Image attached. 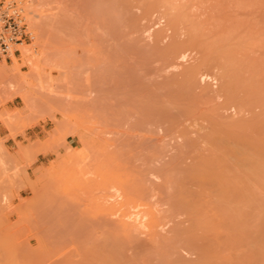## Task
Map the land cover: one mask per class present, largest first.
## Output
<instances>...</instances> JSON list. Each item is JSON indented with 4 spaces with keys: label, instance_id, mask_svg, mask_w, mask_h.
Wrapping results in <instances>:
<instances>
[{
    "label": "rangeland",
    "instance_id": "374dc122",
    "mask_svg": "<svg viewBox=\"0 0 264 264\" xmlns=\"http://www.w3.org/2000/svg\"><path fill=\"white\" fill-rule=\"evenodd\" d=\"M9 1L33 39L0 57V264H264V176L231 221L195 177L230 161L215 120L264 166V0Z\"/></svg>",
    "mask_w": 264,
    "mask_h": 264
},
{
    "label": "bare ground",
    "instance_id": "6f19581e",
    "mask_svg": "<svg viewBox=\"0 0 264 264\" xmlns=\"http://www.w3.org/2000/svg\"><path fill=\"white\" fill-rule=\"evenodd\" d=\"M32 10H34V9H32ZM31 10V11H32ZM35 11V10H34ZM37 11V10H36ZM28 12V11H27ZM26 16V15H25ZM30 19H32V18H30ZM34 21V20H33ZM34 22H36V21H34ZM33 22V23H34ZM39 23H40V26H41V22L39 21ZM38 23V24H39ZM37 24V25H38ZM37 25H35L36 27H37ZM30 27H31V25H30ZM31 28H33V27H31ZM40 28V27H39ZM41 29V28H40ZM36 31V30H35ZM40 32V31H39ZM42 36V35H41ZM41 36H37V37H41ZM36 37V36H35ZM35 39V38H34ZM39 39V38H38ZM36 40V41H39V40ZM43 39V38H42ZM34 40V41H35ZM36 44V43H35ZM38 44V43H37ZM39 44H41V43H39ZM21 45V44H20ZM23 45V44H22ZM32 47V45H30V44H26V45H24V46H22V48H21V53H20V59H22V60H26V62H28V65L32 68V70L34 71V69L36 70L35 72H37V71H39V68L41 67H39L38 68V66H39V62H40V59H39V57H38V52L35 50V49H32L31 47ZM21 47V46H20ZM39 47H41V45H39ZM41 48H43V47H41ZM40 49V48H39ZM217 49V48H216ZM216 49H215V51H216ZM221 49V48H220ZM220 49H219V51H220ZM223 49V48H222ZM226 49V48H225ZM208 50H209V48H208ZM212 50V49H211ZM34 51V52H33ZM40 51V50H39ZM42 51V50H41ZM41 51L39 52V53H41ZM226 51H224V53H225ZM209 53H212V51H210ZM208 53V54H209ZM217 53H219V52H217ZM207 54V55H208ZM228 54H229V52H228ZM13 55V54H12ZM37 55V56H36ZM212 55V54H211ZM211 55H209V57L208 56H206L205 58H204V60H203V62H204V64H206V65H213V59H212V57H210ZM214 55V54H213ZM212 55V56H213ZM220 56H222L223 54H219ZM227 56H229V55H227ZM13 57H14V60H17V57L16 56H14L13 55ZM222 57H224V55L222 56ZM229 58H231V56L229 57ZM13 60V59H12ZM221 60H223V59H221ZM230 60H232V59H230ZM219 61V60H218ZM220 62V61H219ZM223 63V62H222ZM1 64V63H0ZM41 65V64H40ZM214 66V65H213ZM222 66V65H221ZM223 66H224V63H223ZM222 66V67H223ZM236 66H237V64H236ZM235 66V67H236ZM225 67H226V65H225ZM228 67H230V66H228ZM238 67H239V65H238ZM219 69H220V67H218ZM224 68V67H223ZM233 68V67H232ZM241 68V70H242V67H240ZM38 69V70H37ZM195 69V68H194ZM238 69V68H237ZM237 69L236 70H234L235 72L237 71ZM221 70V69H220ZM224 71V74L223 73H221V74H223L224 76V79L222 80V86H221V88L224 90V91H221L222 92V94L224 93L225 95L224 96H226V98H227V100L229 101V102H231V103H233V104H235L238 108L240 107H243V106H245L246 105V103H244V101H243V96L241 97L240 95H241V92L242 91H238V90H241V87H237V89H236V86H235V82L236 81H234V79H233V77L236 75L235 73H231L232 72V70H230V71H227V69H223ZM240 70V71H241ZM4 69H3V67L2 66H0V78L3 76V74H4ZM233 71V72H234ZM239 70H238V72H240ZM242 72V71H241ZM240 72V73H241ZM220 74V73H219ZM232 75H234V76H232ZM239 75V74H238ZM241 76H242V74H241ZM220 77V76H219ZM221 77H222V75H221ZM237 78V77H236ZM220 88V89H221ZM245 88V87H244ZM236 91H238L239 93H240V95L238 94V92H236ZM247 92H245V94H246ZM262 94H264V93H262ZM261 95V94H260ZM260 95H258V96H260ZM240 96V97H239ZM244 97H246V95L244 96ZM248 98V97H247ZM242 99V100H241ZM245 100V99H244ZM260 100V99H259ZM228 101H226V102H228ZM257 101V100H256ZM225 102V103H226ZM262 102H264V101H262ZM230 103V104H231ZM245 104V105H244ZM249 104V103H248ZM235 106V107H236ZM248 106V105H247ZM218 116V115H217ZM211 117V116H210ZM208 118V117H207ZM207 120V119H206ZM234 121V120H233ZM256 121V120H255ZM254 121V122H255ZM235 122V121H234ZM210 123V122H209ZM211 123H212V121H211ZM213 123H214V121H213ZM212 123V124H213ZM216 123V124H215ZM215 123H214V125H216V126H214V125H212V131L211 132H209V136H210V138H208V139H229V140H231V139H235V140H232L233 141V144L234 145H232V147L228 150V151H226L225 152V155L227 154V156H228V158H227V156H225V155H223V152L221 153L222 154V158L225 156L227 159H229L230 161L228 162V163H224L225 161H223L222 162V164H223V166L222 167H220L219 169H221V170H206V172L205 171H203L204 170V168H200L198 171H197V173H196V175H195V177L197 178V182H198V184H199V186H200V183L202 184V182H203V184H206V183H208L209 185H211L212 186V188H214V191L213 192H215L216 193V196H214V197H216V201H217V203H218V205H217V207L220 205V207H222L221 208V210L220 211H225V218H228L229 219V221H231V219H232V215H233V212L235 211L236 213H240L241 214V208H242V211H243V208H245L246 209V207H244V205H246V204H248L249 203V201L250 200H252L253 199V195L252 196H249V194H252V193H249L248 191L250 190V188H249V186H251L250 185V183H248V182H253L252 180L254 179V178H261V177H259L258 175L260 174H262V176H264V166H262V165H260V163L257 161V159L256 158H254V157H256V153H253V152H251V151H248L247 152V150H246V148L248 149L249 147H245L244 145H246V146H248L247 144H249L248 143V141L247 142H245L244 140H241V139H250L248 136H246V134H244L243 132H244V130H245V127H246V125L245 124H243V123H241L242 124V126L244 127V130H243V132L242 131H239V132H237L238 131V129H237V127H236V131H235V126H238L237 124H240L239 122L238 123H233V124H231V125H229L230 123L228 122V124H227V126L225 125L224 127H222L221 126V124L218 122H216V120H215ZM218 124V125H217ZM220 124V125H219ZM240 124V125H241ZM255 124V123H254ZM254 124L252 125V127L254 126ZM248 125V124H247ZM257 125V124H256ZM258 125H259V122H258ZM218 126V127H217ZM250 126H248V128H249ZM260 127V126H259ZM232 128H234V129H232ZM247 128V129H248ZM251 128V127H250ZM239 129H241L240 127H239ZM242 130V129H241ZM252 130V129H251ZM256 130V129H255ZM247 131H250V130H247ZM253 131V130H252ZM240 132H242V133H240ZM212 133V134H211ZM254 133V132H253ZM259 133V132H258ZM211 134V135H210ZM231 141V142H232ZM249 141H251V140H249ZM251 143V142H250ZM232 143H230V145H231ZM250 145V144H249ZM220 146V145H219ZM218 146V147H219ZM243 146V147H242ZM245 147V148H244ZM258 147V146H257ZM251 149V148H250ZM250 149H248V150H250ZM253 149V148H252ZM251 149V150H252ZM255 150V149H254ZM254 150H252V151H254ZM258 150V149H257ZM260 150H258L257 152H259ZM249 152H251V153H249ZM219 155H220V153H218ZM252 154V155H251ZM253 155H255L254 157H253ZM257 155H259L258 153H257ZM220 157H221V155H220ZM225 157L223 158L224 160H225ZM211 158H209L208 160H210ZM223 159H221V160H223ZM226 159V161H228ZM212 160H215V159H213L212 158ZM218 160V159H217ZM220 160V161H221ZM205 161V160H204ZM220 161H219V163H220ZM210 163H211V161H209ZM209 162H206V163H208V165L210 164ZM203 163V162H202ZM216 163H217V161H216ZM219 163H217V164H219ZM214 165H215V162L213 163ZM216 164V165H217ZM221 164V165H222ZM212 165V164H211ZM216 165H215V167H216ZM202 166V165H201ZM220 166V165H219ZM218 166V167H219ZM194 167H196V166H194ZM201 169H203V170H201ZM196 171V170H195ZM218 171V172H217ZM220 171V172H219ZM224 173H222V172ZM225 171H227L226 173L227 174H225ZM188 174H191V172L190 173H188ZM192 175V174H191ZM258 176V177H254V176ZM189 177H188V179L190 178V175H188ZM250 176V181H248V179H247V177H249ZM253 178H252V177ZM192 178V177H191ZM247 179V180H246ZM262 179V178H261ZM191 180V179H190ZM201 180V181H200ZM246 180V181H245ZM254 180H256V179H254ZM246 183H245V182ZM261 181V180H257V184L259 183V182ZM200 182V183H199ZM206 182V183H205ZM243 182V183H242ZM244 183L246 184V185H248V188H246V189H244V188H242V185H244ZM255 184V183H254ZM256 185V184H255ZM208 186V185H207ZM203 188L204 187H206V186H202ZM210 188V187H209ZM207 189V188H206ZM243 189V190H242ZM213 190V189H212ZM244 190H248L247 192H245L244 193ZM210 191V190H209ZM243 193H244V195H243ZM246 193L248 194L247 196H249V199L248 198H246L247 196H246ZM181 196V195H180ZM255 196V195H254ZM250 197H251V199H250ZM181 199H182V197H180ZM184 198V197H183ZM186 198H188V197H186ZM245 198V199H244ZM247 199V200H246ZM186 200V199H185ZM189 200V199H188ZM194 200V199H193ZM192 200V198H191V201L190 202H192L193 201ZM262 200H264V199H262ZM216 201H215V203H216ZM248 202V203H244L243 204V202ZM253 201H255V200H253ZM193 202H195V201H193ZM192 202V203H193ZM214 202V201H213ZM240 202H242V204L243 205H241V206H239V204L238 203H240ZM261 202V201H260ZM185 204H187L188 203V201H187V203L186 202H184ZM192 203H188L187 205H191V207H192ZM253 202L251 201V204H252ZM250 204V203H249ZM250 204V205H251ZM253 204H255L256 206L258 205V204H256V202H254ZM261 204V203H260ZM262 204H264V203H262ZM261 204V205H262ZM183 206H185L184 204H183ZM194 206V208H196L195 206H197L196 204L195 205H193ZM247 206V205H246ZM249 206V205H248ZM252 206H254V205H252ZM259 206V209H260V205H258ZM186 207V206H185ZM190 207V206H189ZM189 208L190 210L192 209V208ZM216 207V206H215ZM224 208V209H223ZM188 209V210H189ZM197 209V208H196ZM196 209H193L192 211H194V210H196ZM223 209V210H222ZM248 209V208H247ZM250 209V208H249ZM255 209V208H254ZM189 210V211H190ZM191 211V212H192ZM197 211H198V209H197ZM199 212V211H198ZM243 213H245V212H243ZM243 213L241 214L243 217H244V215H243ZM232 214V215H231ZM240 214H238L239 216H240ZM246 214H247V212H246ZM249 214V213H248ZM247 214V215H248ZM237 215V214H236ZM137 216V215H136ZM196 216H198V215H196ZM201 216V214H199V217ZM241 216V217H242ZM249 216V215H248ZM129 217V216H128ZM139 217H140V215H139ZM220 217H224V216H221V214H220ZM240 217V218H241ZM250 217V216H249ZM140 219L138 222H141V217L140 218H138V216L137 217H135L134 218V220L135 219ZM239 218V219H240ZM250 218H252V217H250ZM197 219V218H196ZM201 219V218H200ZM200 219H198L197 221H199ZM228 219H225V220H228ZM243 219V221L245 220L244 218H242ZM249 220V219H248ZM142 221H143V219H142ZM255 221H257V220H255ZM260 223V225H261V222H264V221H257V223ZM143 223V222H142ZM234 223H236L235 221L231 224V225H233ZM196 224H198L197 222H196ZM262 224H264V223H262ZM230 225V224H229ZM255 226H257L256 224H255ZM233 227V226H232ZM235 227V226H234ZM234 227H233V229H234ZM242 227V226H241ZM240 228V227H239ZM238 228V229H239ZM237 228H236V230H238ZM262 230H264V229H262ZM261 230V231H262ZM1 231V230H0ZM240 231V230H239ZM239 231H236V232H239ZM251 231H253V230H251ZM240 232H242V231H240ZM239 232V233H240ZM255 232V231H254ZM3 233V232H2ZM253 233V232H252ZM252 233H249V235L251 234V236H252ZM260 233H262V232H260ZM259 232H258V234H260ZM257 234V233H256ZM0 236H2V235H0ZM7 236V235H6ZM262 236H264V235H262ZM6 238H8V236L6 237ZM6 238H5V240H6ZM193 238H195V237H193ZM252 238V237H251ZM260 238V237H259ZM259 238H254V239H259ZM262 238H264V237H262ZM2 239V237L0 238V240ZM253 239V240H254ZM4 239H2L1 241H0V244L2 243H5L4 241H3ZM9 239H7V241H8ZM11 240H12V238H11ZM195 240V242H193V241H191L190 243H194V246H192L193 245V243H192V245L191 244H189V246H192V248H198V246L200 247L202 244L200 243V241L198 242V241H196L197 239H194ZM250 240V239H249ZM260 240V239H259ZM262 240V239H261ZM13 241V240H12ZM197 242V243H196ZM253 242H255V240L253 241ZM262 243H264V242H262ZM6 244H8V243H6ZM14 244V243H13ZM199 244V245H198ZM201 244V245H200ZM256 244V243H255ZM260 244V243H259ZM195 245H198L197 247L195 246ZM4 246V248H6L5 247V244L3 245ZM205 246V245H204ZM204 246L202 245L201 247L202 248H204ZM206 246H207V244H206ZM12 247V246H11ZM15 249V248H14ZM198 249H201V248H198ZM208 249V248H207ZM1 250V249H0ZM4 250V249H3ZM206 250V249H205ZM204 250V251H205ZM14 251V250H13ZM1 252V251H0ZM16 252V251H15ZM10 253L12 254V251H10ZM6 254H7V252H6ZM14 255V254H13ZM7 256H10V255H8L7 254ZM11 257V256H10ZM9 257H7V260H9L8 259ZM1 259V258H0ZM1 262V261H0ZM10 262V261H9ZM3 263H5V262H3ZM7 264H9L8 262H7ZM12 264V263H11Z\"/></svg>",
    "mask_w": 264,
    "mask_h": 264
},
{
    "label": "built area",
    "instance_id": "2783aa9c",
    "mask_svg": "<svg viewBox=\"0 0 264 264\" xmlns=\"http://www.w3.org/2000/svg\"><path fill=\"white\" fill-rule=\"evenodd\" d=\"M33 39L24 8L20 3L9 1L0 4V57L14 54L20 45Z\"/></svg>",
    "mask_w": 264,
    "mask_h": 264
}]
</instances>
